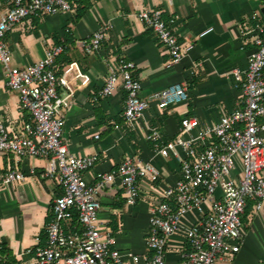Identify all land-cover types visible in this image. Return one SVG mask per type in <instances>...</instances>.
I'll use <instances>...</instances> for the list:
<instances>
[{"label": "crops", "instance_id": "crops-1", "mask_svg": "<svg viewBox=\"0 0 264 264\" xmlns=\"http://www.w3.org/2000/svg\"><path fill=\"white\" fill-rule=\"evenodd\" d=\"M68 1L73 6L71 12L29 17L9 31L5 41L12 52V64L20 68L40 61L53 45L64 42L66 50L60 61L76 62L90 76L64 109V141L70 153L97 157L95 165L83 174L88 183H95L100 173L117 168L128 158H140L159 169L157 183L140 182V199L134 206L127 203L119 179L100 196L101 227L115 237L111 248L122 252L124 264H148L152 255L146 245L150 214L162 191L181 177V160L157 154L156 141L148 135L158 131L160 141L167 142L182 134L185 117L198 118L201 126L212 125L221 116L244 107L242 91L234 87L229 72L247 65L253 44L246 33L258 24L264 25V0ZM13 2L0 0V9ZM144 8L161 10L179 40L195 45L180 63L169 66L167 48L137 19L136 14ZM105 22L112 27L102 44L103 54L86 53L83 40ZM208 28L213 31L201 36ZM120 58L135 62L133 75L142 82V98L149 103L134 124L125 119L127 92L122 82L111 96L99 95L108 78L109 61ZM176 83L187 87L188 99L161 108L164 93ZM59 93L64 95L66 90L60 87ZM30 120L18 92L7 86L5 67L0 63V123L14 131ZM179 152L181 158L185 156L183 150ZM45 164L38 157L21 158L0 151V173L18 167L28 174L25 181L0 190V264H38L35 250L46 244L53 201L62 193L58 182L43 176ZM250 202V223L243 225L241 249L225 257L230 264H264V206L257 210L255 201ZM194 219L189 213L182 223L190 226ZM76 224L72 215L64 227L70 230ZM189 250L185 229L181 228L168 241L167 264H181Z\"/></svg>", "mask_w": 264, "mask_h": 264}, {"label": "built area", "instance_id": "built-area-1", "mask_svg": "<svg viewBox=\"0 0 264 264\" xmlns=\"http://www.w3.org/2000/svg\"><path fill=\"white\" fill-rule=\"evenodd\" d=\"M72 10L68 0H14L10 7L0 9V63L5 67L7 86L18 92L22 108L31 115L30 121L14 131L0 123V151L44 159L43 176L62 187L61 195L53 201L46 244L35 250L38 264H124L122 252L111 248L114 235L101 227V193L119 179L127 203L134 206L140 199V182L157 183L159 169L140 158H128L117 168L100 173L95 183H88L83 174L95 165L97 157L70 153L64 141V109L90 76L76 62L60 61L66 50L64 42L53 45L40 61L20 68L12 64V52L5 41L6 34L29 17ZM136 17L167 48L169 66L180 63L194 49L193 43L179 40L161 10L144 8ZM111 27L105 22L84 39V51L102 55ZM212 31L208 28L201 36ZM246 35L253 44L247 65L229 72L234 87L242 91L244 107L221 116L212 125L201 126L198 118L185 117L182 134L167 142L160 141L158 131L148 135L156 141L157 154L181 160V177L162 191L149 217L146 245L152 255L148 264H167L168 241L181 228L190 245L181 264H230L225 257L241 249L248 202L255 201L257 210L264 206V25L258 24ZM135 67V62L124 58L109 61L108 78L99 92L101 97H109L122 82L127 92L124 115L129 124L140 119L149 106L142 98V82L133 75ZM60 87L66 90L64 95L59 93ZM187 99V87L176 83L164 93L159 106ZM180 149L185 154L182 158ZM27 178L18 167L9 168L0 173V190ZM74 211L77 224L66 230L64 223ZM189 213L194 214V223L184 226L183 218ZM128 255L137 259L133 253Z\"/></svg>", "mask_w": 264, "mask_h": 264}, {"label": "trees", "instance_id": "trees-1", "mask_svg": "<svg viewBox=\"0 0 264 264\" xmlns=\"http://www.w3.org/2000/svg\"><path fill=\"white\" fill-rule=\"evenodd\" d=\"M82 11H83V10H82ZM80 14H81V12H80ZM251 208H252V203L250 202V203H248V205H247V208H246V211H245V215H247V214L250 213ZM245 215L243 216V220L245 219ZM76 218H77V215H76V213H75V211H74V212H73V222L76 221Z\"/></svg>", "mask_w": 264, "mask_h": 264}, {"label": "rangeland", "instance_id": "rangeland-1", "mask_svg": "<svg viewBox=\"0 0 264 264\" xmlns=\"http://www.w3.org/2000/svg\"><path fill=\"white\" fill-rule=\"evenodd\" d=\"M249 219H250V217H249V214H247V215H245V219L243 220V225H244V227L246 226H249L248 224L250 223L249 222Z\"/></svg>", "mask_w": 264, "mask_h": 264}]
</instances>
